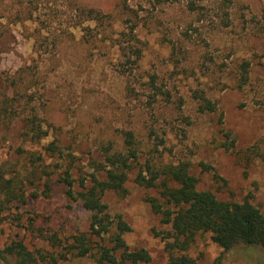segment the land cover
<instances>
[{
    "label": "rangeland",
    "instance_id": "1",
    "mask_svg": "<svg viewBox=\"0 0 264 264\" xmlns=\"http://www.w3.org/2000/svg\"><path fill=\"white\" fill-rule=\"evenodd\" d=\"M234 1L225 27L213 0L201 19L184 0H0V176L23 180L27 195L6 205L0 250L22 241L40 258L97 264V249L81 256L73 247L81 233L91 236L90 213L56 179L70 168L78 190L92 173L103 177L94 161L105 144L123 149L127 129L140 142V163L127 193L103 200L130 225L131 249H146L149 264L180 254L199 264H264L261 245L225 251L210 232L184 246L152 205L151 197L164 200L161 186L135 180L147 159L189 161L199 189L248 199L264 213V0ZM75 4L110 13L112 25L80 22ZM200 94L216 108H203ZM35 115L48 135L33 139ZM53 140L56 154L46 149Z\"/></svg>",
    "mask_w": 264,
    "mask_h": 264
},
{
    "label": "trees",
    "instance_id": "2",
    "mask_svg": "<svg viewBox=\"0 0 264 264\" xmlns=\"http://www.w3.org/2000/svg\"><path fill=\"white\" fill-rule=\"evenodd\" d=\"M184 1L187 9L197 13L199 19L209 14L208 0ZM213 1L218 24L225 27L230 26L235 1ZM75 8L82 20L80 22L92 20L102 27L106 22L109 26L112 25L110 13L81 4H75ZM130 39H133V36ZM139 51L138 48L134 49L136 53ZM247 66L246 63L242 65L243 75L247 72ZM199 98L202 100L203 108L211 110L216 108L215 103L205 95L200 94ZM36 119L35 115L27 121L33 139L48 135ZM122 132L123 149H117L112 143L105 144L101 148L104 159L94 161L97 171L104 174L103 177L92 173L90 183L88 184L83 178L79 183L80 189L76 190L75 179L68 168L56 181L64 186L70 199L80 201L90 213L89 234L91 236L83 232L76 237L75 242L78 243L73 245L75 249H79L77 251L79 255L85 256L97 249L95 252L98 253L97 256L95 255L97 264H149L151 256L146 249H131L126 242L124 234L131 229L130 225L121 214H112L108 204L103 200L108 191L125 195L127 193L125 183L128 180L129 171L134 168L135 163H140V142L136 139L134 131L126 129ZM46 149L51 154L61 151L55 140L51 141ZM211 168V165L204 164L205 171ZM43 172L47 176L43 193L50 196L53 188L50 173L45 168ZM215 177H219L216 172ZM135 180L147 187L161 186L160 192L164 200L151 197L152 205L155 210L164 212V220L172 224L176 238L184 246L190 244L199 232H210L212 240L225 251L238 245H261L264 249V213L261 209L248 199L244 201L222 200L211 190L199 189V179L191 172L189 161L171 162L159 167L147 159L144 168L138 171ZM23 186V180L5 175L0 176V219L8 203L26 201L27 195ZM0 258L11 259L13 264H60L54 257L48 259L42 256L40 258L22 241L0 250ZM162 264L199 263L187 254H180L172 255L167 262Z\"/></svg>",
    "mask_w": 264,
    "mask_h": 264
}]
</instances>
